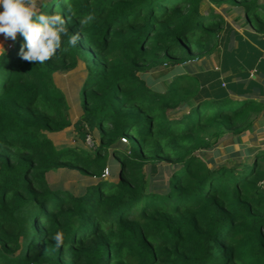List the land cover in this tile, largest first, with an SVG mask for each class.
<instances>
[{"label": "trees", "instance_id": "obj_1", "mask_svg": "<svg viewBox=\"0 0 264 264\" xmlns=\"http://www.w3.org/2000/svg\"><path fill=\"white\" fill-rule=\"evenodd\" d=\"M35 5L79 39L62 37L42 64L19 57V35L0 55V264H264V149L232 166L197 154L264 114V73L239 75L253 85L230 92L220 69L198 75L188 65L222 47V67L244 62L238 51L264 35V0ZM163 65L179 72L157 91L144 73ZM214 78L215 92L202 94ZM72 126L75 143L62 133ZM158 162L163 190L151 186ZM60 169L91 181L66 190L49 179Z\"/></svg>", "mask_w": 264, "mask_h": 264}, {"label": "rangeland", "instance_id": "obj_2", "mask_svg": "<svg viewBox=\"0 0 264 264\" xmlns=\"http://www.w3.org/2000/svg\"><path fill=\"white\" fill-rule=\"evenodd\" d=\"M37 0H35L36 4ZM233 15L226 16L228 20H232ZM239 28V27H238ZM237 28V29H238ZM239 32L243 33L245 35V32L243 30H240ZM248 37V36H247ZM232 39L234 40L235 37L233 36ZM17 45V42H16ZM217 56V52H214L212 55V58L207 56V58H200L196 62L188 63V65L191 68L190 73H196L200 75L197 71V66L200 65L201 61H204L203 68L205 69V72L215 71V67H220L221 74L220 77L225 80L228 83L227 90L232 91L229 88V84L232 83L233 85H238L240 82H244L246 78L239 77L238 79L234 78V81H232L228 76H226V73L223 72V68L219 60L215 57ZM209 57V58H208ZM179 72L177 68H171L169 65H163L159 68L148 70L144 73V78L148 81V84L157 91H164L167 87V83L172 79L173 75L175 73ZM182 73H185V70H182ZM208 73V74H209ZM205 76V75H204ZM247 77V76H245ZM219 78V77H218ZM252 78V76H250ZM230 79V80H228ZM253 79V78H252ZM259 81V79H258ZM217 79L214 78L211 82L206 81V87L203 88L201 91L204 95H211L215 92V89L212 90L210 87L213 84H216ZM251 84H250V83ZM211 83V84H210ZM246 83H249L248 85H253L251 80H246ZM223 86L225 83L223 82ZM247 86L243 87V89H246ZM238 92L240 91V88H234ZM249 89V88H248ZM78 115L77 111L73 112L72 119H74ZM263 125H260V123H257V120L254 122V126H252L249 129H246L241 134L233 135L231 133H225V135L222 137L221 140L214 146V148L209 150H201L197 154L201 157L203 161H205L210 167L217 163V164H226L229 166L232 165H239L245 158H250L252 156V148L259 147L261 149H264V127ZM64 133V138L67 141H70L72 143H75V137L77 136L76 131H74L73 126L62 132ZM85 146L88 149H92L93 143L91 138L88 139L85 142ZM252 159V158H251ZM160 170L157 175H155L154 179L152 180L151 186L152 188L156 190H163L166 186V181L168 178L167 170H166V164L165 162H158ZM49 179L51 183L53 184H59L66 190H71L75 193H80L82 189L90 183L91 179L81 176L78 173H75L73 171H67V170H57L49 175Z\"/></svg>", "mask_w": 264, "mask_h": 264}, {"label": "clouds", "instance_id": "obj_3", "mask_svg": "<svg viewBox=\"0 0 264 264\" xmlns=\"http://www.w3.org/2000/svg\"><path fill=\"white\" fill-rule=\"evenodd\" d=\"M0 34L15 40L23 39L18 55L28 62L42 64L60 50L62 37L69 46H75L78 33L68 35L66 20L57 13H43L36 10L35 0H0ZM0 48V55H3ZM52 240L56 247L63 243V233L57 231Z\"/></svg>", "mask_w": 264, "mask_h": 264}, {"label": "crops", "instance_id": "obj_4", "mask_svg": "<svg viewBox=\"0 0 264 264\" xmlns=\"http://www.w3.org/2000/svg\"><path fill=\"white\" fill-rule=\"evenodd\" d=\"M240 30H242V29H240ZM18 35H17L15 40H11V39L4 38L3 35L0 34V48H3V50L5 52V51H8L9 49H11L12 47H14L16 45V42L18 41L17 40ZM260 38L261 39L254 40V41L249 40L250 42L247 43V45H249V49H247L246 51H244L243 49L238 51V53L240 52L239 54L241 55V58L245 57L244 62L241 61L240 63H235V62L230 60L231 58H229V62H230L229 64H227L225 61H223L224 69L226 70V76H229V78H235L236 79V78L240 77L239 75L244 76V75L248 74L249 77L252 76L253 79H257L258 73H260V75H262L261 73H264V35L261 36ZM227 39H230V40H228L229 41L228 45L230 44V48L232 46H234L235 41L232 40V37H227ZM224 46H225V42H224ZM225 49H226V46H225ZM222 50L223 51L220 52L219 55L215 56L219 61L223 60V59L227 60V57H226L227 54L224 50V47H222ZM230 50L232 51V50H239V49L237 47L235 49L232 48ZM212 55H209V57L212 58ZM223 56H224V58H223ZM203 58L206 59L207 57H203ZM203 58H202V60H203ZM221 58H223V59H221ZM246 62H251L252 64L250 66H248ZM231 63H233L234 65ZM237 64H239V65H237ZM244 64H246L247 67L244 66ZM200 65H202V66H197L198 67L197 71L199 73H202L205 71V69L203 68L204 61H201ZM220 65H221V62H220ZM237 66H239V67H237ZM219 69H220V67L216 66L214 70L217 71ZM255 73H257V74H255ZM237 75H238V77H237ZM262 79L264 80L263 75H262ZM222 81L226 82L223 79H222ZM253 95L261 97L258 93H257V95H256V93ZM258 122L260 123V125H263L262 127H264V114L261 115L260 117H258L257 123Z\"/></svg>", "mask_w": 264, "mask_h": 264}, {"label": "built area", "instance_id": "obj_5", "mask_svg": "<svg viewBox=\"0 0 264 264\" xmlns=\"http://www.w3.org/2000/svg\"><path fill=\"white\" fill-rule=\"evenodd\" d=\"M89 139V138H88Z\"/></svg>", "mask_w": 264, "mask_h": 264}]
</instances>
